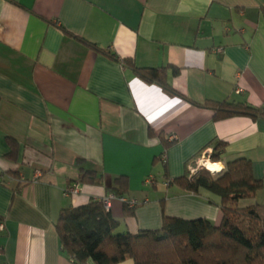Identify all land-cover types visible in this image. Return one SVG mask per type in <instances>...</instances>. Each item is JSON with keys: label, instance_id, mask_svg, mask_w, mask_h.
<instances>
[{"label": "crops", "instance_id": "0c3cea01", "mask_svg": "<svg viewBox=\"0 0 264 264\" xmlns=\"http://www.w3.org/2000/svg\"><path fill=\"white\" fill-rule=\"evenodd\" d=\"M124 59L162 69L184 97ZM207 100L264 103V0H0V264H75L57 215L110 196L118 176L138 204L125 214L112 194L116 232L157 229L164 216L217 225L219 197L175 178L219 140V168L244 158L263 179L264 117L215 119L195 105ZM79 158L100 183L78 182ZM254 202L263 190L239 204Z\"/></svg>", "mask_w": 264, "mask_h": 264}, {"label": "trees", "instance_id": "16d2710c", "mask_svg": "<svg viewBox=\"0 0 264 264\" xmlns=\"http://www.w3.org/2000/svg\"><path fill=\"white\" fill-rule=\"evenodd\" d=\"M75 38L115 58L113 53L98 45ZM122 62L147 82L159 84L169 95L184 97L166 82L162 69L137 67L125 59ZM177 72L174 68V73ZM195 105L211 109L215 119L233 115L252 119L264 117V103L256 107L244 102L207 100ZM162 142L167 147L168 143L163 139ZM208 145L212 149L209 159L212 162L221 160L225 144L215 140ZM82 163L83 159H77L78 182L100 183L101 175L94 169L81 167ZM175 182L194 194L204 189L218 196L220 222L214 225L202 217L164 216L157 229L139 230L136 234L116 232L118 222L109 209L104 207L102 200H92L59 211L54 226L62 252L75 264H117L127 258L133 264H264V202L239 204L241 199H253L259 190L264 191V178L253 177L248 160L228 161L216 175L201 168L188 178L186 169ZM124 184L123 177H115L109 191L121 197L127 191ZM134 207L124 203L125 214L131 215Z\"/></svg>", "mask_w": 264, "mask_h": 264}, {"label": "built area", "instance_id": "2783aa9c", "mask_svg": "<svg viewBox=\"0 0 264 264\" xmlns=\"http://www.w3.org/2000/svg\"><path fill=\"white\" fill-rule=\"evenodd\" d=\"M242 89L241 88H238V91L240 92ZM211 153V149L207 148L205 150H203L200 154V156L198 158H196L195 162L194 163H190L188 166H187V170H188V178L191 177L194 173H196L199 169L201 168H206V163L210 162L211 164H215L216 162H212L210 159H209V155ZM208 170V169H207ZM212 175H216L218 173H220L222 171V169H220L219 171H211V170H208ZM152 179L151 178H147L145 180V185H150L152 184ZM78 192V187L76 185L74 186H71L69 188V190L67 191V194L70 195V194H76ZM112 197V194L110 196H107L105 198L102 199V202H103V205L106 209H108L109 207V198ZM121 201L123 203H126L128 205V207H134L136 206L138 203L136 200H127L125 199L123 196L120 197ZM148 200L147 199H144L143 202H147Z\"/></svg>", "mask_w": 264, "mask_h": 264}, {"label": "bare ground", "instance_id": "6f19581e", "mask_svg": "<svg viewBox=\"0 0 264 264\" xmlns=\"http://www.w3.org/2000/svg\"><path fill=\"white\" fill-rule=\"evenodd\" d=\"M206 168L211 171H219L221 169L217 163L211 164L210 162L206 163Z\"/></svg>", "mask_w": 264, "mask_h": 264}, {"label": "rangeland", "instance_id": "374dc122", "mask_svg": "<svg viewBox=\"0 0 264 264\" xmlns=\"http://www.w3.org/2000/svg\"><path fill=\"white\" fill-rule=\"evenodd\" d=\"M204 168V167H203ZM152 190H154V188H152Z\"/></svg>", "mask_w": 264, "mask_h": 264}]
</instances>
